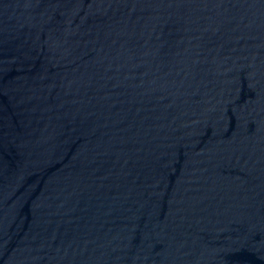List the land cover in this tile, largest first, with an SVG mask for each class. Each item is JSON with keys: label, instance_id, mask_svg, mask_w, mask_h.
<instances>
[{"label": "water", "instance_id": "95a60500", "mask_svg": "<svg viewBox=\"0 0 264 264\" xmlns=\"http://www.w3.org/2000/svg\"><path fill=\"white\" fill-rule=\"evenodd\" d=\"M0 264H264V0H0Z\"/></svg>", "mask_w": 264, "mask_h": 264}]
</instances>
